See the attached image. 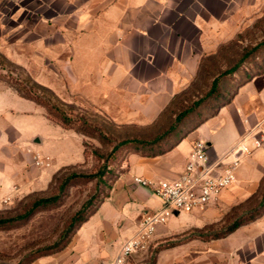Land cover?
I'll return each mask as SVG.
<instances>
[{
  "label": "rangeland",
  "instance_id": "1",
  "mask_svg": "<svg viewBox=\"0 0 264 264\" xmlns=\"http://www.w3.org/2000/svg\"><path fill=\"white\" fill-rule=\"evenodd\" d=\"M53 14V0H0V220H15L0 227V264H22L33 253L57 242L89 201L90 208L82 215L87 221L75 229L63 251L82 228H105V240L98 241L96 247L111 251L104 260L109 262L125 239L134 235L145 214H122L124 218L114 214L117 218L112 223L104 219L106 214H99L91 221L117 182L128 181L125 174L130 155L144 154L130 149V145L116 146L125 140L152 141L165 133L182 107L200 99L219 72L236 65L264 39V0L239 4L231 17L223 19L221 31L210 37L196 90H184L187 93L180 98L181 105L174 106L157 125H150L131 111L128 93L105 85L103 89L97 75L84 74L90 61L72 59L71 32L55 27ZM101 63L102 59H93V66ZM75 70L82 71L78 80L73 75ZM246 77L250 81L236 88ZM19 86L39 92L53 110L22 98L16 90ZM225 86L240 92L238 100L245 111H238L242 124L249 126L246 139L257 129H264V47L254 51ZM198 110L202 116H211L210 111ZM59 115L69 117L73 128L66 129L55 120ZM180 140L174 135L163 146L169 150ZM41 159L50 165L38 164ZM252 171L251 178L239 179L216 204L158 228L138 264H156L162 252L159 264H172V257L180 260L181 253L187 252L179 247L183 243L198 244L201 236L220 233L234 221L258 211L264 195V167ZM98 173L103 174L101 178L83 177ZM125 191L131 199L139 196L130 183L125 184ZM121 194L116 196L124 203ZM56 196L57 202L20 220L36 201ZM89 241L87 238L88 245ZM60 253L38 258L32 264H54ZM70 258L75 261L76 257L68 250L62 259L68 263Z\"/></svg>",
  "mask_w": 264,
  "mask_h": 264
},
{
  "label": "crops",
  "instance_id": "2",
  "mask_svg": "<svg viewBox=\"0 0 264 264\" xmlns=\"http://www.w3.org/2000/svg\"><path fill=\"white\" fill-rule=\"evenodd\" d=\"M248 2L253 0H53V22L55 27L68 28L71 32L72 59L90 61L84 74L97 75L103 89L105 85L128 93L131 96V111L140 114L146 124L152 125L173 98L194 81L210 37L221 31L223 19L231 17V12H236L239 4L243 6ZM96 58L102 59L101 66H93V59ZM81 73L73 71L75 80ZM238 95L240 92L231 103L219 109L216 116L181 139L168 153L156 157L131 154L125 174L128 181L120 179L117 182L113 194L100 206L91 221L99 214H106L104 219L112 223L117 217L124 218L122 214L160 210V200L148 189L134 185L133 177L153 181L178 178L196 140L209 144L210 158L220 166L232 161L231 150L242 142L251 143V136L247 139L245 136L249 126L242 124L238 111H245ZM251 155L254 156L242 161L238 180L251 178L252 170L264 167V152L255 150ZM129 183L139 194L138 198L131 199L127 195L125 184ZM120 191L124 194V203L116 196ZM183 216L175 215L169 222L174 224ZM103 229L85 227L79 230L54 264H108L120 248L109 262L104 261L112 253L96 247L98 241L103 243L105 240ZM109 229L113 230L112 227ZM107 234L111 235V232ZM113 235L114 232L110 240H113ZM197 242L192 244L190 241L179 246L187 252L181 253L180 260H173L172 257L171 263L264 264V217L239 228L226 238ZM68 250L75 255V261L70 258L67 263L62 259ZM163 254H159L156 264H159Z\"/></svg>",
  "mask_w": 264,
  "mask_h": 264
},
{
  "label": "built area",
  "instance_id": "3",
  "mask_svg": "<svg viewBox=\"0 0 264 264\" xmlns=\"http://www.w3.org/2000/svg\"><path fill=\"white\" fill-rule=\"evenodd\" d=\"M209 149L206 142L196 140L182 174L176 179L153 181L133 177V184L148 189L160 200L162 207L143 214L134 235L122 243L108 264H138L148 252L158 226L167 224L175 215L201 212L216 204L238 182L242 161L255 150L264 152V129L254 132L251 143L242 142L231 150L233 160L223 166L210 158ZM37 163L50 165L44 159Z\"/></svg>",
  "mask_w": 264,
  "mask_h": 264
},
{
  "label": "trees",
  "instance_id": "4",
  "mask_svg": "<svg viewBox=\"0 0 264 264\" xmlns=\"http://www.w3.org/2000/svg\"><path fill=\"white\" fill-rule=\"evenodd\" d=\"M262 47H264V39L259 44H257L252 50L244 53L241 60L236 65H234L231 68H228L227 70H224L223 72H219L212 79L210 86L207 88L205 93L203 95L202 94L199 95L201 96L200 99L194 101L191 106L182 107L181 111L175 116L173 124L165 133L158 135L154 140L148 141V142L139 141V140H125V141L120 142V144L116 147L119 148V147L130 145L129 146L130 149L135 150L136 152L140 151L144 153L142 155L144 157H155L158 155L166 154L169 151H171L178 142L175 144L174 143L171 144V148L169 150L165 149L163 145H165L168 141H170L172 136L174 135L179 136L181 139L186 138L189 134H191L193 131H195L201 125H203L205 121H207L211 117L216 116L219 109L231 103V101L237 95L238 89L233 90L232 88H229V89L226 88L225 86L226 82L229 81V79H233L236 73H238L240 66L243 64V62H245L254 51H257L258 49ZM202 63H203V60H202ZM202 63L197 73V76L195 77L194 81L191 83V85L188 88V92H190V90L192 89L196 90L197 88L196 81L198 77L200 76V73L202 70ZM257 76L258 75L253 76V77H257ZM248 78L249 77H246V81L242 84L237 85L236 88H241L246 83H248L250 81V79ZM38 88L39 90H41V87H38ZM16 90L22 98L32 101L39 106L47 107L49 110H53V106H51L49 102H44L41 99V94L39 92L34 91V90L31 91V90L26 89L25 87L22 88L21 86L17 87ZM186 91H184L183 93H180L179 95L173 98L170 105L161 113L160 117L155 123H153V125H157L162 120V118L165 116V114L171 112L170 110L174 106L181 105L180 98L182 97V95H185L187 93ZM200 108L204 111H210L211 116H208L207 114L202 116L201 114L202 112L198 110ZM57 117L58 119H55V120L59 121L60 124L64 128L66 129L73 128V121H71L69 117L63 116V115H59ZM79 133L83 135L86 134V132L84 131H81ZM145 149L148 150V153H147L148 155L145 154L146 153ZM102 175H103L102 173H98L96 175H88V176H83V177L90 178V179H96V178H101ZM73 177L75 178L77 176L73 175ZM58 199L59 197L56 196L54 198L41 199V200L36 201L34 204H32V206L26 212V214H23L20 217V220L27 219L31 215L30 213L32 211L40 207H47L51 204H54L55 202L58 201ZM90 205H91V202L89 201L82 207V209L79 212H77L74 215V217L69 223L67 230H65L62 233L60 239L57 242L43 248L42 250H38L37 252L33 253L28 258H26L25 262H23L22 264H32L38 258L62 252L65 249L66 245L68 244L70 238L74 235L75 229L78 228L82 223L87 221V219L85 217H82V215L90 208ZM257 210L258 211H256L254 214H251L249 218L247 219H239V220L234 221L224 231L220 233L211 234L208 236H201L199 240L203 242H209V241L223 239L229 236L230 234L234 233L239 228L254 222V220H256L257 217L264 215V195L262 197V200ZM14 221L15 220L13 219L0 220V227L8 225V224H12L14 223Z\"/></svg>",
  "mask_w": 264,
  "mask_h": 264
},
{
  "label": "water",
  "instance_id": "5",
  "mask_svg": "<svg viewBox=\"0 0 264 264\" xmlns=\"http://www.w3.org/2000/svg\"><path fill=\"white\" fill-rule=\"evenodd\" d=\"M207 146L209 147V144H207Z\"/></svg>",
  "mask_w": 264,
  "mask_h": 264
}]
</instances>
